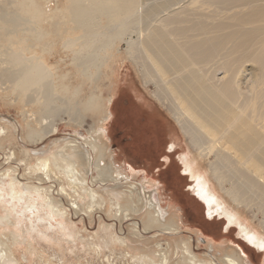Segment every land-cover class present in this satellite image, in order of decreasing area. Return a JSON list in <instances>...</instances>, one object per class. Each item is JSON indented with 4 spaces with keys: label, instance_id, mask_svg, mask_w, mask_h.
I'll return each instance as SVG.
<instances>
[{
    "label": "bare ground",
    "instance_id": "bare-ground-1",
    "mask_svg": "<svg viewBox=\"0 0 264 264\" xmlns=\"http://www.w3.org/2000/svg\"><path fill=\"white\" fill-rule=\"evenodd\" d=\"M57 39L59 49L69 58L58 57L53 66L50 55L55 54ZM122 53L138 70L143 83L154 87L153 96L169 112L198 157L207 158L221 190L237 207L260 214L264 230V0H67L65 5H60V0L0 2V88L13 95L12 101L21 103L23 110L35 106L40 129L33 128L28 119L24 122L30 141L54 133L62 121L81 124L79 119L85 118L86 108L90 110L91 100L82 105L76 99L79 87L63 95L61 90L70 89L59 79L68 78L74 71L82 82L101 80ZM63 64L71 69L59 75ZM99 134L101 137L103 132ZM6 136L5 127L0 125V139ZM97 138L85 140L84 146L67 140L49 155L36 157L35 163L22 160L46 182H59L55 193L71 201L69 209L89 215L96 209L111 210L118 221L131 219L133 238L142 240L134 239L137 242L145 243L144 231L155 227L164 233L176 232L175 216L166 218L151 194L135 183L119 185L124 178L114 174ZM174 144L169 145L171 150ZM24 152L27 157L31 155L27 149ZM187 156L178 157L184 173L195 182L192 191L205 203L208 215L217 213L228 223L236 222L194 175ZM92 170L96 176L88 182ZM11 171L6 174L5 189L0 191V198L5 196L10 202V208L0 214V264L17 263L18 242L25 241L32 248L27 232L46 236L51 224L44 230L39 228L45 218L68 217L67 208L51 190L20 182ZM121 198L126 202L121 203ZM18 207L19 222L25 218L29 224L24 230L4 228L14 225L10 218L13 212L18 213ZM137 216L146 219L139 223L134 220ZM60 228L66 241L79 238L72 225L60 224ZM102 229L100 240L89 243L90 249L100 252L109 244L129 245L125 236L107 231L108 225ZM239 231L264 250L263 236L240 224ZM157 248L140 247V252L130 254V258L135 264H169L167 247ZM180 249L181 264H209L197 262L185 242ZM224 261L243 264V257L233 251Z\"/></svg>",
    "mask_w": 264,
    "mask_h": 264
},
{
    "label": "rangeland",
    "instance_id": "rangeland-1",
    "mask_svg": "<svg viewBox=\"0 0 264 264\" xmlns=\"http://www.w3.org/2000/svg\"><path fill=\"white\" fill-rule=\"evenodd\" d=\"M66 1L60 0V5H65ZM46 27L48 28L47 25ZM59 42L57 39L55 54L50 55V64L53 66L56 65L58 57L69 58L68 53H62L59 49ZM122 47L124 45L121 44ZM66 65H62L59 75L61 71L64 74L70 71L71 68ZM106 70L101 80L93 82H82L74 71L70 72L68 78L58 80L60 83L67 82L69 86V92L60 91L63 95L70 94L73 89L79 87L76 99L82 105L91 100L90 110L86 108L85 118L79 119L81 124L77 121L59 122L54 133L38 141H30L26 137V119L33 128L40 129L36 120L38 116L34 112L35 106H25L23 110L21 103L12 101L13 95L7 91L4 93L0 88V125L5 127L7 135L5 139H0V191L5 189L9 178L6 174L12 170L20 182L51 190L54 197L61 200L68 210L66 218H45L46 222L39 224L41 230L51 224V228L44 234L45 237H40L37 232L26 233L33 245L28 248L25 241L15 245L18 260L16 264H135L130 254L139 253L140 247L143 246L155 250L157 247H167L169 264H181L177 253L182 251L180 247L183 242L187 244L197 262L226 264V254L236 251L243 257V264H264V250L247 241L239 231L240 224L250 227L255 234L264 237V230L259 221L261 215L237 207L221 190L210 173L207 158L198 157L169 112L153 96L154 87L143 83L138 70L124 53L115 57L114 64ZM24 111L25 114H22ZM100 132H103L104 136L100 137ZM93 137H98L96 140L100 145L103 143L106 161L110 160L114 174L119 173V177L124 178L119 185L126 184L128 187L130 183H135L137 187H142L145 193L151 194L165 212L166 218L175 216L178 225L176 232L164 233L165 231L155 227L144 231L145 243L137 242L136 240H142L133 238L131 219L118 221L112 216L111 210L96 209L89 215L83 210L75 212L69 209L71 201L55 193L59 182H46L38 171L29 170L28 164L22 160L26 158L29 164L35 163L36 157L49 155L67 140H75L84 146L85 140ZM171 142L175 143L174 150L169 148ZM25 149L31 153L29 157L25 156ZM12 151L14 156H10ZM180 154L188 155L194 175H198L201 182L211 189L220 203L219 207L233 214L236 222L228 223L224 215L217 213L208 215L205 203L192 191L191 185L195 182L184 173L178 157ZM95 156L97 151L92 153L93 160ZM93 176H96L94 170L88 173V182ZM96 186L93 185V188ZM3 198L5 199V196ZM4 199L0 198L1 215L10 208L9 199ZM125 202V199L121 198V203ZM18 210L19 207L17 212ZM18 214L20 213L13 212L10 220H13L14 225L7 224L4 228L16 226L19 230H24L29 221L23 218L22 222H19L21 220H18ZM145 219L137 216L134 220L140 223ZM64 222L66 226H73L80 239L69 242L62 237L60 224H65ZM103 225L109 226L107 231L125 236L129 245L123 247L116 243L109 244L102 246L100 252L97 248L90 249L89 243H97L104 233Z\"/></svg>",
    "mask_w": 264,
    "mask_h": 264
}]
</instances>
